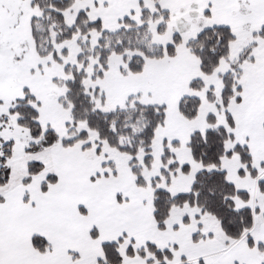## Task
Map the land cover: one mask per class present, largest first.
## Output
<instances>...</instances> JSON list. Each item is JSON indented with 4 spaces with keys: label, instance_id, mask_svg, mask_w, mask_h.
Segmentation results:
<instances>
[{
    "label": "snow or ice",
    "instance_id": "obj_1",
    "mask_svg": "<svg viewBox=\"0 0 264 264\" xmlns=\"http://www.w3.org/2000/svg\"><path fill=\"white\" fill-rule=\"evenodd\" d=\"M0 264H264V0H0Z\"/></svg>",
    "mask_w": 264,
    "mask_h": 264
}]
</instances>
